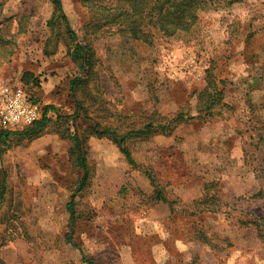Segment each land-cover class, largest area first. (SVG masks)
<instances>
[{"label": "rangeland", "instance_id": "1", "mask_svg": "<svg viewBox=\"0 0 264 264\" xmlns=\"http://www.w3.org/2000/svg\"><path fill=\"white\" fill-rule=\"evenodd\" d=\"M62 2L76 42L91 52L89 68L74 60L64 24L48 26L52 0H0V27L15 32L24 24L14 54L0 60V79L22 84L41 103L42 85L23 84L24 72L46 76L42 83L57 75L55 94L74 109L70 82L83 78L74 96L83 106L76 133L90 180L77 192L81 171L70 159L71 140L55 127L5 146L2 263L87 264L84 253L100 264H264V239L246 223L264 218V0L199 12L189 33L153 28L151 44L103 23L96 11L118 0ZM209 74L224 98L205 116L198 93ZM178 114L187 119L126 140L134 164L112 139L93 133L166 124ZM148 173L172 205L153 200ZM204 193L218 196V209L196 208ZM73 195L75 223L67 209Z\"/></svg>", "mask_w": 264, "mask_h": 264}, {"label": "trees", "instance_id": "2", "mask_svg": "<svg viewBox=\"0 0 264 264\" xmlns=\"http://www.w3.org/2000/svg\"><path fill=\"white\" fill-rule=\"evenodd\" d=\"M241 0H118V5L108 6L102 5L97 14L103 16L105 24H114L121 27L119 32L126 38L142 41L151 44V29H159L167 36H175L180 33H189L194 28L198 13L208 10L209 8L219 9L228 8ZM53 15L48 22V26L53 30V26L62 22L65 26L66 34L69 36L73 43L72 56L76 62L80 63V68L84 70L91 65V52L89 48L81 43L76 42V33L71 27L67 14L65 13L62 0H52ZM3 24V23H2ZM24 24L20 23L15 32L10 31L9 26L0 27V60H8L14 54L17 43L18 35L23 32ZM21 82L25 85H33L40 87L41 80L35 76L33 72H24ZM83 83V78L78 75L70 82V93L73 96L74 103L77 107L74 108L72 114H61L56 112L53 105H46L41 107L42 115L40 119L36 120L30 126L20 130H0V142L3 144L0 148V156L5 146L11 147L12 140H33L46 133L53 127L56 133L63 139L71 140L72 146L69 150L71 161L81 171L79 178L77 192L84 190L90 180V169L86 160L85 142L80 138L76 129H78V120L81 117L80 109L82 103L80 100H75L76 89ZM223 91L217 86L216 81L212 75L207 76V83L203 90L198 93V107L199 113H204L205 116H211L213 109L223 103ZM34 102L38 100L32 99ZM50 111L57 113L55 118L49 116ZM192 118V117H189ZM187 119L184 114H178L170 122L166 124H154L153 122L146 123L142 128L130 129L125 133H119L117 130L106 127L103 130L93 129V133L98 136H108L120 148L121 152L125 155L130 164H134V159L130 150L126 146V140L131 137H148L157 132H165L173 123L181 122ZM150 182L154 186L153 200L155 202H167L172 205V202L162 193L159 183L155 176L151 173L147 174ZM7 192V174L4 172L0 182V206L5 200ZM74 195L67 204V209L70 213V219L73 223L77 221L76 212L74 208ZM213 194L208 197L204 193L200 200L196 203L198 210H215L218 209L217 198ZM254 198V197H253ZM240 199V197L238 198ZM245 199V198H244ZM252 199V198H250ZM249 200V199H247ZM264 218L254 217L246 220V223L257 225V230L260 231V236L264 239V224H260ZM263 222V221H262ZM72 242V240H69ZM76 245V244H75ZM76 247L80 248V246ZM81 249V248H80ZM83 260L87 264H100L92 259H89L83 253ZM0 264H3L0 259Z\"/></svg>", "mask_w": 264, "mask_h": 264}, {"label": "built area", "instance_id": "3", "mask_svg": "<svg viewBox=\"0 0 264 264\" xmlns=\"http://www.w3.org/2000/svg\"><path fill=\"white\" fill-rule=\"evenodd\" d=\"M42 115L41 105L34 102L22 84L0 79V130H20Z\"/></svg>", "mask_w": 264, "mask_h": 264}, {"label": "crops", "instance_id": "4", "mask_svg": "<svg viewBox=\"0 0 264 264\" xmlns=\"http://www.w3.org/2000/svg\"><path fill=\"white\" fill-rule=\"evenodd\" d=\"M40 73V72H39ZM40 79H44V76L36 75ZM44 77V78H43ZM40 88L39 97L41 107L46 105H53L56 108V112L61 114H72L74 112L73 102L67 101V97L62 95H56L55 92L58 90V87L61 85V78L57 75H51L47 77V80L42 83ZM55 111H50L49 116L55 118L57 113Z\"/></svg>", "mask_w": 264, "mask_h": 264}]
</instances>
